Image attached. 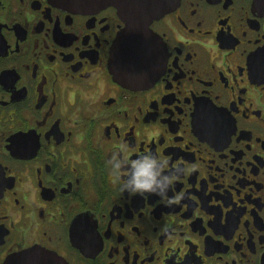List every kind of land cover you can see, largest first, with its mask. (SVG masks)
Segmentation results:
<instances>
[{
	"label": "flooded vegetation",
	"instance_id": "flooded-vegetation-1",
	"mask_svg": "<svg viewBox=\"0 0 264 264\" xmlns=\"http://www.w3.org/2000/svg\"><path fill=\"white\" fill-rule=\"evenodd\" d=\"M113 0H0V264H264V0H178L151 83L110 71ZM152 154L165 194L121 191ZM170 201V202H169Z\"/></svg>",
	"mask_w": 264,
	"mask_h": 264
},
{
	"label": "water",
	"instance_id": "water-1",
	"mask_svg": "<svg viewBox=\"0 0 264 264\" xmlns=\"http://www.w3.org/2000/svg\"><path fill=\"white\" fill-rule=\"evenodd\" d=\"M64 2V0H61ZM75 1L86 6L89 0ZM95 1V0H91ZM178 0H113L124 29L113 42L110 55V71L115 80L129 88L141 87L151 83L158 71L148 67L145 41L148 26L153 21L170 11ZM8 264H66L53 252L33 247L10 257Z\"/></svg>",
	"mask_w": 264,
	"mask_h": 264
},
{
	"label": "clouds",
	"instance_id": "clouds-1",
	"mask_svg": "<svg viewBox=\"0 0 264 264\" xmlns=\"http://www.w3.org/2000/svg\"><path fill=\"white\" fill-rule=\"evenodd\" d=\"M109 164L116 172H119L125 165H130L129 174L121 185V191L127 190L130 195L155 192L163 196L168 185L172 182V177L161 175L167 162L152 154L141 155L132 161L121 159L113 154Z\"/></svg>",
	"mask_w": 264,
	"mask_h": 264
}]
</instances>
